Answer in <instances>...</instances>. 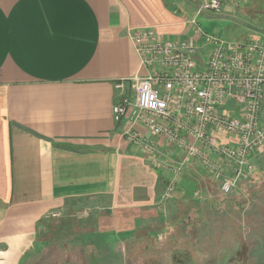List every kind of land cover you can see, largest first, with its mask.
Segmentation results:
<instances>
[{"label":"crops","instance_id":"1","mask_svg":"<svg viewBox=\"0 0 264 264\" xmlns=\"http://www.w3.org/2000/svg\"><path fill=\"white\" fill-rule=\"evenodd\" d=\"M201 2L0 0V264L37 263L47 246L63 264L75 253L83 264H116L128 253L169 264L172 248L179 264H233L245 254L249 262L251 230L235 226L264 217L261 201L241 197L252 182L227 196L198 158L182 164L184 151L141 122L153 148L133 144L114 119L116 81L147 73L131 31L200 39L191 21ZM256 254L254 264H264V243Z\"/></svg>","mask_w":264,"mask_h":264},{"label":"built area","instance_id":"2","mask_svg":"<svg viewBox=\"0 0 264 264\" xmlns=\"http://www.w3.org/2000/svg\"><path fill=\"white\" fill-rule=\"evenodd\" d=\"M234 1L202 0L196 16L219 13ZM192 23L200 39H164L152 27L131 31L147 73L116 81L121 94L114 119L133 144L153 148L136 128L141 122L184 151L182 164L198 158L229 195L253 172L254 150L264 147V41L233 43L203 32L196 17ZM172 170L177 176L183 167ZM176 185L171 179L164 196L171 197Z\"/></svg>","mask_w":264,"mask_h":264},{"label":"rangeland","instance_id":"3","mask_svg":"<svg viewBox=\"0 0 264 264\" xmlns=\"http://www.w3.org/2000/svg\"><path fill=\"white\" fill-rule=\"evenodd\" d=\"M259 1H261V4L256 2L254 3V5H251V2H249V0H238L236 4L237 6H234V4H230V5H233L232 7H229L231 8V10L223 9L219 13L212 12V11H204L199 16H196V10H195V13L192 15L193 16L192 18L196 17L198 25L201 27V29L205 33L216 34L217 36L224 38L227 41L233 42V43H246L253 39L258 38V34L262 35L264 33V0H259ZM262 40L264 41V38ZM218 135L225 136L223 133H220V132L218 133ZM252 154L253 155H251L250 160L251 162L254 163L255 167H254L253 172L247 179L251 181L252 184L249 190H247L246 188L245 193L242 194L241 197L248 196L252 199H255V200L257 199L258 203L260 201L261 203H263V208H264V147L254 150ZM179 175L180 174H178V176ZM242 180H245V179H242ZM219 193L220 192L216 190L214 194L215 196L221 197ZM256 209H257L256 206L254 205L251 206L250 212H251L252 217H255L253 213ZM262 218H263L262 222L257 223V224L253 220L247 221L245 223L246 226H244L242 222L236 223L235 228L236 230H239L238 233L244 231L243 229H245V227L246 229L251 230V233L249 234V237H248L251 241L249 244L250 260L249 262H245V259L247 257V254H245L242 259V262L237 259L233 262V264H254V259L257 255L256 250L259 248L260 244L264 243V239L262 238L263 237L262 231H264L263 230L264 229V217ZM64 222L65 221H61V220L59 221V223L56 222L57 224L56 228H58L57 230H60L59 228L63 227V225L65 224ZM55 234L56 236H58V231H55ZM49 236L50 234L46 233L44 235V239L51 238ZM59 237L61 238L57 237V239L61 240V244L62 243L67 244L68 242L70 243L69 236L60 235ZM57 241H58V244L61 245L60 241L59 240ZM173 242H174V239L171 240L172 245H173ZM236 242H237L236 246L240 245L242 242V238H237ZM175 244H177L176 241H175ZM173 247H175V245H173ZM176 247L178 248V246ZM172 249H173V252H176V254L174 253L172 254L174 261L169 264H179L178 251L177 249H174V248ZM59 256H62V255H58L54 253L53 250H51V248L47 246L43 249L41 253V257H39L36 260L38 262L33 263V264H63L64 261L60 263L59 259L55 260L53 258V257L58 258ZM154 256L155 255L153 254L150 256L148 255L143 256V254L141 253H138V254L128 253L126 256L123 257L124 261L121 260L120 262H117L116 264H127V263L128 264H159L160 262L156 260L154 261ZM149 258H152V259L149 260ZM82 259H83V256L82 255L78 256V253L70 254V255L64 254L63 256V260L68 261L70 264H83L84 262L82 261ZM89 263L90 261H87V264ZM162 264H167V263L165 262Z\"/></svg>","mask_w":264,"mask_h":264},{"label":"trees","instance_id":"4","mask_svg":"<svg viewBox=\"0 0 264 264\" xmlns=\"http://www.w3.org/2000/svg\"><path fill=\"white\" fill-rule=\"evenodd\" d=\"M254 164V163H253ZM233 192V191H232ZM230 195V194H229ZM229 195H227V196H229ZM59 238H61V237H59Z\"/></svg>","mask_w":264,"mask_h":264}]
</instances>
